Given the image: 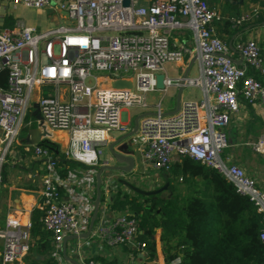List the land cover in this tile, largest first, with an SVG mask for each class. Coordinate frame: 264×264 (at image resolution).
I'll list each match as a JSON object with an SVG mask.
<instances>
[{"label":"built area","instance_id":"obj_1","mask_svg":"<svg viewBox=\"0 0 264 264\" xmlns=\"http://www.w3.org/2000/svg\"><path fill=\"white\" fill-rule=\"evenodd\" d=\"M55 1L58 11L65 12L62 24L42 30L19 19L0 33V72L8 70L7 86H0V190L4 164L9 156L19 159L17 138L37 101L43 124L67 133L66 157L87 166L62 179L50 148L40 142L27 147L43 170L36 208L52 234L56 264H67L68 236L77 237L70 251L81 264H110L84 258L85 246L103 253L136 242V220L112 215L107 206L98 207L91 227L97 172L112 164L105 151L113 134L132 131L134 112L146 113L132 137L139 145L143 172L153 167L167 173L182 156L217 169L262 215L264 242V191L230 155H223L230 146L228 128L245 102L264 109V84L249 74V69L264 74V49L253 39L238 41L234 49L243 61L238 65L232 47L216 31L215 22L223 17L208 0H11V4L44 9ZM257 13H245L233 19V25L252 21ZM179 30L192 31L193 47L173 42ZM186 56L195 58L197 74L171 78L166 64L182 65ZM159 73L165 76L163 97L173 81L179 86L183 80L184 89L198 90L201 98L184 99L176 113L167 114L162 97L150 111L148 93L158 90ZM121 80L130 85H113ZM242 145L264 156V135ZM107 174L102 181L109 194L114 177ZM31 227V218L23 213L0 221V264H13L30 253ZM89 230V236L82 237ZM136 243L147 252L144 243ZM155 262L166 264L162 256Z\"/></svg>","mask_w":264,"mask_h":264},{"label":"trees","instance_id":"obj_2","mask_svg":"<svg viewBox=\"0 0 264 264\" xmlns=\"http://www.w3.org/2000/svg\"><path fill=\"white\" fill-rule=\"evenodd\" d=\"M262 20L263 16L259 12L253 24H259ZM225 26L231 28L228 21ZM244 26L231 28V34ZM249 74L255 75L252 71ZM7 80L8 70L3 69L0 72L2 88L7 86ZM239 97L244 100L241 95ZM30 117L19 134L21 138H25L30 129L37 128V120L32 112ZM40 143L50 148L62 179L79 167L87 168L84 164L68 159L65 154L56 152L48 139ZM20 151L25 153L23 147ZM4 171L3 168L1 188ZM163 175L171 191L168 198H164L161 192L145 194L119 185L106 194L102 181L94 202L96 204L100 196V202H107L112 215L126 214L136 220L135 241L147 246L148 260L157 257L155 235L161 227V248L166 264L175 260L179 261L178 264H264V242L260 238L262 215L249 197L240 194L223 174L189 156H182ZM179 178L186 184V193L172 181H178ZM40 218L41 212L35 208L31 214L30 261L32 264H56L52 234L44 228ZM98 259L109 261L110 264H116L117 261Z\"/></svg>","mask_w":264,"mask_h":264},{"label":"crops","instance_id":"obj_3","mask_svg":"<svg viewBox=\"0 0 264 264\" xmlns=\"http://www.w3.org/2000/svg\"><path fill=\"white\" fill-rule=\"evenodd\" d=\"M53 4L54 6L52 5L49 8H33V10H31L25 6H22V8H20L21 6L14 8L12 7L11 0H0V33L3 32L5 29L13 27L15 21L19 19L25 20L28 24L35 25L42 30H46L51 27H55L59 24H62L64 22L63 16L65 15V12L58 11V9L56 8V1ZM209 5L210 7L219 11L221 16L223 17L222 20L215 22L216 31L218 32V35L224 41H226L229 46L232 47V56L236 60L238 65H243V61L241 60L239 53L234 49L238 41H247L249 39H253L258 43L261 48L264 49V0H209ZM24 9L27 11H31V13L25 14ZM255 10H257L258 12L257 16L259 12H261V15L263 16V20L261 23L253 24V20L255 19L254 17L252 22H245L239 26L233 25V19L245 13L254 12ZM227 21L229 22V25H231L232 30L243 25L245 26L239 31H237L235 34H231V28H229V26H225V22ZM188 31L189 30L176 31L173 34V42L184 43L189 47H193L194 44L190 45V36ZM193 58L194 57L192 56H186L185 62L183 63V65H185L186 70L188 69L190 62ZM193 65H196V60L192 64L189 74L192 70ZM250 71L254 72V76L264 84V74L257 73L253 71V69H249V72ZM197 72L198 68L196 69L195 74H197ZM176 88L178 89L177 86ZM183 91L184 88L181 92V95L183 94ZM188 98L200 99L201 94L198 90L191 89L189 92V96L184 99ZM184 99L181 98V101ZM174 109H171L170 111ZM150 111L152 110L150 109ZM139 114L140 113L134 112L132 115L137 117ZM36 120L37 128L30 129L28 131L27 136L25 138H21L18 141V144L24 147L25 153L22 154L19 152V159H15L13 156H9L5 163V177L2 188L0 190L1 222L5 220L7 215H11L14 213H23V217L29 216L31 218L32 211L36 208V205L38 203V198L42 187L43 170L41 169L42 166L40 161L34 156L32 150L27 149V147H31L29 146L31 145L30 141H37L38 137H40L41 140L48 139L55 147L56 152L62 154H64V151L67 147L68 136L66 132L50 130L43 124L41 120ZM250 124L252 125V127H250ZM38 129L41 130V133ZM261 135H264V109L259 104H244L240 113L237 116L233 117L232 123L228 128L230 146L226 149L225 156L230 155L233 160L237 162L238 165H240L246 170L248 175H250L257 181L259 186L264 191V156L253 151L251 148L248 147V149L245 148V145H242V143L246 139H257ZM122 136H124L123 133L113 134L110 143L120 140ZM121 144L123 143L121 142ZM121 149H123V147ZM133 151H136L138 156H140L141 158L140 149L138 147H136V149H134ZM105 154L111 156L109 151H105ZM8 166H11L9 170L11 171L10 176L7 172ZM80 168L81 167H79V169ZM97 190L98 189H96V194ZM99 206L100 208H103L104 206H107V202L101 201L99 203ZM109 213L112 214L110 209ZM157 230L160 231H157L155 235L157 243L156 259L159 257L161 258V256L164 259L160 239L161 227H159ZM70 242H68V247L66 250V263L81 264L80 260L72 255L70 251ZM125 247H109L105 252L100 253L99 249L95 246H85L83 249V255L86 259L93 257L96 259L106 258L111 261L116 259V264H151L155 262V259L148 260L146 254L147 252H145V250L139 249L137 247L136 242L126 245ZM30 255L31 251L25 258H20L13 264H32V262L30 261ZM37 258H39V256H37Z\"/></svg>","mask_w":264,"mask_h":264},{"label":"rangeland","instance_id":"obj_4","mask_svg":"<svg viewBox=\"0 0 264 264\" xmlns=\"http://www.w3.org/2000/svg\"><path fill=\"white\" fill-rule=\"evenodd\" d=\"M20 8H22V6ZM29 9L33 10V8H29ZM24 12H25V14L26 13H28V14L31 13V11H27L25 9H24ZM188 33H189V36H190V45H193L194 44L193 39H192L193 33H192L191 30H189ZM166 69L168 71L169 76H171V77L184 76L185 70H186L185 69V65L176 64V63H173V62H168L166 64ZM196 69H197V64L193 65L190 74L194 75ZM191 89L192 88H185L184 91H183V94L181 95L180 98L184 99L187 96H189V92H190ZM178 92L179 91L176 88V86H171L169 88V91L167 92V94L164 97H163V91L160 90V89H158V90H156L154 92H149L148 93V101L151 104V110L152 111L154 110V105L157 104L158 101L162 97H163L162 103H163V107L165 108V111L168 112L171 109H174L177 106V102H178ZM30 115H31V109H30L29 113L25 117V122H27L28 120L31 119ZM135 119H136V116H133L132 121H131V126L132 127H134V125H135ZM20 139H21V136L17 138L18 141ZM16 146H17V148L19 147V149L21 150L22 145H19L18 142H17ZM136 147L139 148V145L131 146L129 148V150L132 149V154H133V156L135 158V163H136L134 169L131 172L127 173V172H120V171H113V170L106 171L107 173L111 174L114 177V179L112 180V181H114V186L117 187L119 185V186H124V187H129V188L134 186V187H137V188H139V189H141L143 191H147V192H161V194L164 196V198H168L169 196H171V191L169 189V186L167 185V180H166V177L163 175V173H160L157 169H155L153 167H150L149 169H147L145 171V173L143 172V169L141 167V162H140V156H138V154L136 152L138 149L136 151H133L134 149H136ZM20 153H21V151H20ZM263 166H264V161H263ZM10 168H11V166L7 167V172H8L9 176H10V173H11V171H9ZM107 173H103L102 174L103 180L105 178H108V174ZM143 175H146V177H143ZM172 181H173V183L178 184V186L181 187L180 189L184 193H186V191H185L186 188H187L186 184L180 178L178 179V181H176L175 179H172ZM104 185L105 184L103 182V185H102L103 188H104ZM113 188H111V189H113ZM104 190H105V188H104ZM82 240L84 241V239H82ZM70 241L69 242H70V244L72 246L76 245L77 242H78L77 238H74V239H72ZM70 250H71V247H70Z\"/></svg>","mask_w":264,"mask_h":264},{"label":"water","instance_id":"obj_5","mask_svg":"<svg viewBox=\"0 0 264 264\" xmlns=\"http://www.w3.org/2000/svg\"><path fill=\"white\" fill-rule=\"evenodd\" d=\"M125 3L127 4L128 1H125ZM195 58H193L190 62V65L188 67V69L186 70L185 74L183 77H187L190 71V68L192 66V64L194 63ZM164 74L163 73H159L157 75V88L160 90H163L165 88L164 86ZM174 86L178 87V102H177V106L174 110L167 112V114H173L176 113L179 109H180V101H181V92L183 90V80L181 81L180 85H176V81H173ZM113 85L115 87H125V86H129L130 85V81H125V80H121V81H114ZM32 114L36 117V119L41 120L42 121V116L40 114V108H39V104L38 102H34L33 103V111ZM146 115V113H141L139 114L136 119H135V125L134 128L132 129V131H130L127 134H124V136H122V138L116 142H112L109 144V153L110 155L113 157V164L109 165V166H102L99 168L98 172H97V189L100 190L101 188V184H102V174L105 171H120V172H131L134 167H135V158L133 156V154H131L129 150V148L131 146H135L132 143V137L136 134L138 128H139V120L142 116ZM40 136V135H39ZM41 138L38 137L37 141H30L31 144H35L37 142H40ZM121 142L123 144H121ZM123 147V149H121ZM115 163V164H114ZM126 183V182H125ZM167 185L169 186V184L167 183ZM131 188H133L134 190H137L141 193H145V194H149V193H157V192H147V191H143L137 187L132 186ZM99 203H100V196L97 198L96 200V210L93 214V218L91 220V227L94 225L97 215H98V207H99ZM90 234V230L84 234H82V237L87 238ZM74 238H77L75 236H68L65 239V246H67L68 242Z\"/></svg>","mask_w":264,"mask_h":264},{"label":"bare ground","instance_id":"obj_6","mask_svg":"<svg viewBox=\"0 0 264 264\" xmlns=\"http://www.w3.org/2000/svg\"><path fill=\"white\" fill-rule=\"evenodd\" d=\"M39 131H40V133H41V130L40 129H38Z\"/></svg>","mask_w":264,"mask_h":264}]
</instances>
